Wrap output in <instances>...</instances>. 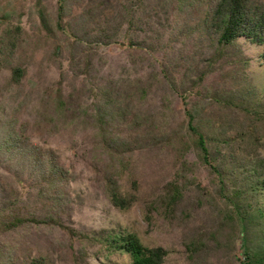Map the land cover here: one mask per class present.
<instances>
[{
	"label": "rangeland",
	"instance_id": "obj_1",
	"mask_svg": "<svg viewBox=\"0 0 264 264\" xmlns=\"http://www.w3.org/2000/svg\"><path fill=\"white\" fill-rule=\"evenodd\" d=\"M205 4L66 0L61 28L58 0H0V210L6 220L11 207L51 218L0 232V262L28 264L46 253L48 264H126L124 253L98 241L114 230L164 247V264H241L245 247L264 254L256 211L264 209L261 47L240 39L209 62L215 36L195 32ZM40 7L53 32L44 29ZM19 66L25 75L16 82ZM188 111L218 172L198 157ZM10 129L19 143L5 140ZM38 147L68 174L59 181L67 199L61 210L43 203ZM120 160L124 170L113 176L133 200L125 209L105 185ZM179 170L183 198L175 210L156 209ZM249 197L259 200L244 218L236 205Z\"/></svg>",
	"mask_w": 264,
	"mask_h": 264
},
{
	"label": "trees",
	"instance_id": "obj_2",
	"mask_svg": "<svg viewBox=\"0 0 264 264\" xmlns=\"http://www.w3.org/2000/svg\"><path fill=\"white\" fill-rule=\"evenodd\" d=\"M65 1L66 0H58L59 9L57 12V25L61 28ZM206 3L205 8H202L200 11L199 19L195 25V32L196 35L204 34L210 37L211 33H213L215 36L214 39H211V43L217 44L216 51L218 54L215 53L211 60L208 61L215 62L217 58L224 53V51H229L233 48L237 41L244 39L261 47L257 58L259 61L264 62V0H206ZM39 15L44 29L48 32H53L54 27H51L48 12L45 11L43 7H40ZM11 29L12 28L7 29L6 32ZM15 29L19 30L20 27L18 26ZM12 41L13 44L10 46L14 49L16 40ZM24 75V68L19 66L13 69V78L16 82H20ZM203 78V75H201L198 77V80L201 82ZM192 81L195 85L198 84L197 81ZM198 91L200 92L201 88H198ZM229 101L234 102V100H231L230 98ZM58 103L63 104L61 99ZM240 107L246 108V106L242 104H240ZM253 111L256 112V110ZM99 115H101L99 112L94 114V119L97 123L99 122V119L97 118ZM188 116L190 118V130L194 134L193 145L198 150L199 159L204 164L210 165L213 171L218 172L219 168L213 163L214 159L210 154L207 137L199 126L194 124V121L196 120L195 113L193 111H188ZM98 127H100V122L98 123ZM103 132H107V130H103ZM14 135L17 138L14 139ZM18 137L19 135L17 132L10 129L5 140H12L15 143H19L20 139ZM6 145L11 149L17 148L16 144L6 143ZM110 145L113 147L112 144ZM32 150L35 155V163L43 170V173L40 176L42 177L41 182L44 183V185L41 186V194L46 198V201L43 202L44 205L47 206L48 204L51 205L53 203L54 208H57L58 210L63 209L67 199L64 191L60 190L59 181L68 179L67 172L54 162L53 157L44 158L43 156H45L46 153H43L39 147L37 152L35 148ZM117 156L118 159H121L119 154ZM182 164L187 166L188 162L183 160ZM121 166H123V162L120 160L119 164L114 165V169L108 172L105 185H107L112 202L117 207L125 209L127 206L132 204L133 200L129 198L128 195H124L125 193H122L121 184L113 176L123 172L124 169ZM184 191L185 182H183L182 174L179 170L176 172L174 179L166 186V193L159 200L160 204H156L154 207L159 209L160 206H162L165 207L166 210L170 208L175 210L179 201L183 198ZM240 196L241 192L237 190L233 194V197ZM255 199L259 200L257 197H249L246 201L242 202L240 200L241 202L237 203L236 206L240 214H245L243 215L244 218H246L250 212L254 210ZM12 205L13 204H11V206ZM256 211L259 216L264 219V209L262 207H258L256 208ZM10 215V217L13 216V218L6 220L2 217L0 210V217H2V219H0V232L11 231L17 226L30 221L35 224H48L50 222L47 220L51 219L50 216H45L46 218H39L33 215L25 216L22 215L19 210L16 211L13 207H11ZM232 223H235V221H232ZM98 241L110 252L116 251L124 253L126 255L125 257L128 259V263L126 264H164L167 255L166 249L162 246L149 247L145 245L134 231L126 230L124 232L114 230L106 236V239L101 238ZM242 253L244 259L241 264H264V254H255L248 247H245L242 250ZM49 258L50 256L48 254L42 253L32 257L28 264H48ZM9 261L14 263L12 259H9ZM0 264H7V261H1Z\"/></svg>",
	"mask_w": 264,
	"mask_h": 264
}]
</instances>
